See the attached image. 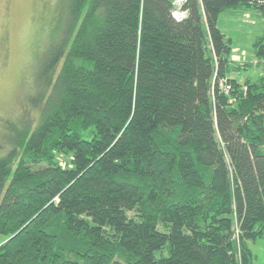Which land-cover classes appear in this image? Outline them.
Masks as SVG:
<instances>
[{
  "label": "trees",
  "instance_id": "1",
  "mask_svg": "<svg viewBox=\"0 0 264 264\" xmlns=\"http://www.w3.org/2000/svg\"><path fill=\"white\" fill-rule=\"evenodd\" d=\"M177 2L67 0L0 158V264L255 263L264 75L231 77L218 22L264 0Z\"/></svg>",
  "mask_w": 264,
  "mask_h": 264
},
{
  "label": "rangeland",
  "instance_id": "2",
  "mask_svg": "<svg viewBox=\"0 0 264 264\" xmlns=\"http://www.w3.org/2000/svg\"><path fill=\"white\" fill-rule=\"evenodd\" d=\"M66 7L67 0H0V158L9 149L6 135L13 121L40 120L41 111L33 101L40 93L42 58L54 44L49 38L64 21ZM218 28L232 42L233 62L252 65L231 77L257 81L264 75V60L255 54V44L264 36V13L255 7L230 8L220 16ZM91 137V132L83 133L84 139ZM251 249L254 264H264V240Z\"/></svg>",
  "mask_w": 264,
  "mask_h": 264
},
{
  "label": "built area",
  "instance_id": "3",
  "mask_svg": "<svg viewBox=\"0 0 264 264\" xmlns=\"http://www.w3.org/2000/svg\"><path fill=\"white\" fill-rule=\"evenodd\" d=\"M184 1H185V0H178L177 4L183 3ZM180 15H181V17H183L182 14H180V13H178V12L175 13V16H176V17H179ZM221 88L223 89V91H224L225 93H229V92H230V87H228V86H225V85L221 84Z\"/></svg>",
  "mask_w": 264,
  "mask_h": 264
},
{
  "label": "crops",
  "instance_id": "4",
  "mask_svg": "<svg viewBox=\"0 0 264 264\" xmlns=\"http://www.w3.org/2000/svg\"><path fill=\"white\" fill-rule=\"evenodd\" d=\"M233 61V60H232ZM236 64V63H235Z\"/></svg>",
  "mask_w": 264,
  "mask_h": 264
}]
</instances>
